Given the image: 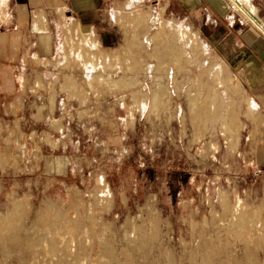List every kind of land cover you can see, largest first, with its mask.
I'll use <instances>...</instances> for the list:
<instances>
[{
    "label": "rangeland",
    "instance_id": "1",
    "mask_svg": "<svg viewBox=\"0 0 264 264\" xmlns=\"http://www.w3.org/2000/svg\"><path fill=\"white\" fill-rule=\"evenodd\" d=\"M133 1L111 8L119 45L94 32L93 50L113 53L83 60L62 51L66 23L79 24L64 14L52 12L51 50L0 21V264H264V120L248 115L242 72L184 14ZM227 1L234 27L264 37V0H251L253 17ZM180 26L200 45L167 40ZM97 58L100 72L84 68ZM224 63L232 82L212 112L209 70ZM229 109L243 123L236 143L219 116Z\"/></svg>",
    "mask_w": 264,
    "mask_h": 264
},
{
    "label": "crops",
    "instance_id": "2",
    "mask_svg": "<svg viewBox=\"0 0 264 264\" xmlns=\"http://www.w3.org/2000/svg\"><path fill=\"white\" fill-rule=\"evenodd\" d=\"M162 1L167 8L187 16L189 23L196 26L199 34L227 60L230 67L242 72L243 82L253 95L255 99L252 98L253 101L259 109L261 107L264 110V37L250 28L234 27L232 9L227 0ZM131 2L134 3L133 0ZM123 3L125 7L130 6L127 0H6L4 6L7 14H4V19L0 21H6L9 17V21L14 23L13 29H5L7 34L13 35L18 32L21 38L28 32L39 34L40 48L51 50L49 24L52 12L57 17L64 14L67 19H73L79 24L66 23V33L62 37V51L65 54H75L77 52L75 40L80 38V40L84 39V44L83 50L81 48L79 52L88 54L86 48L95 44L96 38L100 44L108 48L118 44L117 31L110 26L114 19L111 8ZM114 17L123 22L124 16L114 14ZM72 32L77 33L76 37L68 34ZM95 51L98 54L113 53V51ZM116 52L125 54L124 49L115 50ZM33 53L39 55L37 51H32L30 56ZM62 85L69 88L67 89L69 95L71 88H74L75 92V87L78 86L77 80L74 79L64 80ZM245 141H248V138ZM254 153L261 156L264 166V140L255 143Z\"/></svg>",
    "mask_w": 264,
    "mask_h": 264
},
{
    "label": "bare ground",
    "instance_id": "3",
    "mask_svg": "<svg viewBox=\"0 0 264 264\" xmlns=\"http://www.w3.org/2000/svg\"><path fill=\"white\" fill-rule=\"evenodd\" d=\"M136 1H140V0H136ZM232 1H233V4H234V7L238 8L240 10H243L250 17H253L255 15L256 7L253 5V3L251 2V0H232ZM1 2H4V0H2ZM129 2H131V1L128 0V3ZM128 17H130V16H128ZM137 17H139V13H137ZM176 31L177 32L174 33L171 36V38L167 35V33L165 34L163 32V34H165L167 40H171L172 41V38H175V39L185 40V41H187V44H189V43L191 44V43L194 42V43H198V45H200L199 44V40H198L197 33H195L189 27H187V26L186 27L180 26L178 28V30H176ZM94 47H95V44H92V45H88L86 49H87L88 52H90L91 50H93ZM201 48L204 49L203 46H201ZM95 50L96 49L93 50L94 51V54H98ZM168 51H169V49L167 47L165 48L164 46H163V50H159V49L156 50L157 53H160L161 52L162 57L164 55L170 56V54H169ZM82 55L83 54L80 53L79 50H77V52L75 54L73 53V57H76L79 60H83ZM117 56L118 55H113V59L116 60ZM107 59L110 60L109 57L105 56L104 61H107ZM199 61L202 62L203 61V58H201ZM99 62L100 61H99L98 58L96 60H94V61H91L90 60V62L89 61H84V65H85L84 68H86L88 70H90V69H96L97 71L100 72V70L103 68V65L102 64L99 65ZM215 66L216 67H212V69L209 70L211 85H210V88H209V91H208V95H207L208 98L205 101L207 103V105L211 108L212 112H214V109L216 107V104H218L217 103L216 87H218V85H220L225 80L227 81V83L228 82H232V79H231L232 77H231V75L229 73L230 71L227 68V65L225 63L220 68L216 64H215ZM124 69H130V68L129 67H125ZM130 70H132V69H130ZM218 70H219V73L222 74L221 75V80H218L217 79ZM95 78L97 80H101L102 79L101 74L100 73H97ZM233 87H235L236 89L237 88L239 89V83L236 82L233 85ZM72 92H73V89L71 88L70 94H72ZM243 94L245 95V99L247 101V112H248V115L250 117H252V119L256 118V119H259L260 121L264 120V116H262L260 114L259 108L255 105L253 99L251 97H249L246 94V92H244V91H243ZM218 102H219V100H218ZM216 111H217V109H216ZM231 113L232 112L229 109V111L220 112L219 113V116H220V118L222 120V124L224 125V126L223 125L222 126L224 127V129L227 132V134L230 136L231 142L236 143L237 140H238L237 131L242 127L243 123L241 121H237L236 118H233ZM48 141L50 142V144L55 145V143L53 144V141H51L49 139H48ZM236 222H238L239 225H242V224L245 223V218L244 217H240V219L238 221H236ZM234 224L236 225L235 222H234ZM244 255H245V257L247 259H249L251 257L250 256V253L248 251H246ZM202 264H210V263L209 262H205V263H202Z\"/></svg>",
    "mask_w": 264,
    "mask_h": 264
}]
</instances>
